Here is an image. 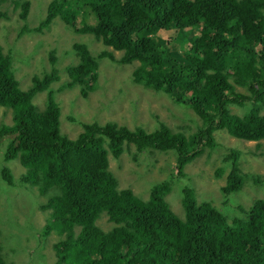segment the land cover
I'll list each match as a JSON object with an SVG mask.
<instances>
[{
    "label": "trees",
    "instance_id": "1",
    "mask_svg": "<svg viewBox=\"0 0 264 264\" xmlns=\"http://www.w3.org/2000/svg\"><path fill=\"white\" fill-rule=\"evenodd\" d=\"M29 7V2L19 7L24 22ZM2 17L7 19L8 13L0 10ZM56 21L78 34L93 35L102 46L98 55L83 42L64 50L79 61L68 67L71 82L59 91L80 80L95 83L99 61L117 60L108 49L112 47L122 52L120 64L139 63L133 71L135 84L192 108L202 126L185 136L165 124L147 132L115 122H90L71 139L62 133L51 87L61 79L60 70H46L42 80L35 76L30 89L21 90L13 52L5 53L0 44V107L12 115L11 124L0 125V141L8 139L3 160L19 158L26 170L22 181L35 185L40 194L56 191L41 206L51 210L43 235L54 228L65 234L54 246L53 264H264V199L248 208L232 200L251 176L242 173L240 150L232 148L219 168V175L229 169L223 210L199 203L187 185L182 188L184 217L165 199L174 180L185 178V165L203 153L201 146L215 149L216 131L264 141V0H52L36 20L27 22L31 27L21 30L42 34ZM163 30H175L176 36L162 39L158 34ZM45 89L46 107L40 108L34 98ZM231 105L242 113L233 114ZM132 143L140 151L176 156V173L154 185L146 200L132 189H120L110 168L109 154L119 158ZM0 171L3 181L12 184L10 170ZM254 179L264 185L263 179ZM103 216L112 224L107 230L98 226ZM10 251L0 238V264H13L5 256Z\"/></svg>",
    "mask_w": 264,
    "mask_h": 264
},
{
    "label": "rangeland",
    "instance_id": "2",
    "mask_svg": "<svg viewBox=\"0 0 264 264\" xmlns=\"http://www.w3.org/2000/svg\"><path fill=\"white\" fill-rule=\"evenodd\" d=\"M52 0H0V10L8 13V18H0V44L5 53L13 52L15 72L19 80L20 89L27 91L32 86V80L39 76L42 80L46 70L55 66L60 70L61 79L53 82L56 101L59 103L62 133L71 139L81 132L84 123L115 122L131 130L141 127L147 132L165 124L173 133H183L191 136L200 130L202 120L192 108L179 105L162 92L145 88L133 81V71L139 63L120 64L118 59L122 52L108 49L117 60L104 58L99 61L98 78L95 83L80 82L66 86L72 77L67 69L77 64L78 57L64 54L75 43L83 42L93 51L100 54L101 42L93 35H81L67 28L61 21L51 30L44 33L23 31V26L31 27L45 11L47 4ZM29 2L28 16L22 20L21 4ZM42 9V12H40ZM35 23V22H34ZM199 32L194 30L195 35ZM162 39L171 40L176 36L175 30L159 32ZM12 51V52H11ZM71 63V65H70ZM69 64V65H68ZM68 65V66H67ZM67 66V68H66ZM236 91L245 93L240 87ZM48 91H41L35 98V104L44 108ZM233 114H241L242 108L231 105ZM264 115V106L261 108ZM12 123V115L7 109L0 107V125ZM215 149L203 144V153L184 167L185 178L174 180L165 199L174 213L184 217L182 205V188L187 185L194 189L199 203L210 202L219 210H223L228 203L227 196L222 192L226 184L228 168H224L219 175V168L224 166L223 158L232 148L241 151L239 158L243 174L251 176L245 180L244 187L232 199L236 204L248 208L257 199H264V185L257 183V179L264 180V141H247L234 138L227 130L214 133ZM8 139L0 142V170L7 165L13 178L12 184L5 183L0 172V229L2 244L10 249L8 262L13 264H53L56 261L54 246L65 239V234L54 228L48 236L43 230L51 218V210L42 209L48 199L56 193L55 190L40 194L35 185H28L22 181L26 171L18 160L5 162L6 153L4 144ZM205 142V141H204ZM138 150L136 145L129 144L119 158L110 153V168L119 180L120 189H132L133 193L146 200L151 188L165 180H170L176 173V156L171 151ZM231 214V213H230ZM98 226L103 230L109 229L112 224L106 216L98 220ZM77 232V230H76ZM5 252V250L3 251ZM5 256H2L5 258Z\"/></svg>",
    "mask_w": 264,
    "mask_h": 264
},
{
    "label": "bare ground",
    "instance_id": "3",
    "mask_svg": "<svg viewBox=\"0 0 264 264\" xmlns=\"http://www.w3.org/2000/svg\"><path fill=\"white\" fill-rule=\"evenodd\" d=\"M40 93V92H39ZM46 102L47 101H45V104H44V108L46 107ZM59 104V103H58ZM60 108V107H59ZM229 133V132H228ZM229 135H230V133H229ZM230 136H232V135H230ZM232 137H234V136H232ZM234 138H236V137H234ZM239 139V138H238ZM4 146H5V148L4 149H6V144H4ZM4 167H7V165L6 166H3L2 167V169L4 168ZM1 172V171H0ZM2 173V172H1Z\"/></svg>",
    "mask_w": 264,
    "mask_h": 264
},
{
    "label": "clouds",
    "instance_id": "4",
    "mask_svg": "<svg viewBox=\"0 0 264 264\" xmlns=\"http://www.w3.org/2000/svg\"><path fill=\"white\" fill-rule=\"evenodd\" d=\"M1 141H2V140H1ZM1 141H0V142H1ZM15 160H18V161H19V163H20V160H19V158L15 159ZM11 161H14V160H11ZM20 164H21V163H20Z\"/></svg>",
    "mask_w": 264,
    "mask_h": 264
}]
</instances>
